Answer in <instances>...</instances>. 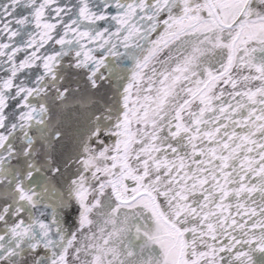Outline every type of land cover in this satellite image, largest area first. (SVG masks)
<instances>
[{
	"label": "snow or ice",
	"instance_id": "6c2138e0",
	"mask_svg": "<svg viewBox=\"0 0 264 264\" xmlns=\"http://www.w3.org/2000/svg\"><path fill=\"white\" fill-rule=\"evenodd\" d=\"M0 264H264V0H0Z\"/></svg>",
	"mask_w": 264,
	"mask_h": 264
}]
</instances>
